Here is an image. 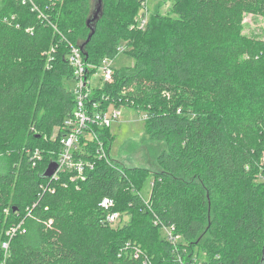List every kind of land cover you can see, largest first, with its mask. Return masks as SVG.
<instances>
[{"label": "trees", "instance_id": "trees-1", "mask_svg": "<svg viewBox=\"0 0 264 264\" xmlns=\"http://www.w3.org/2000/svg\"><path fill=\"white\" fill-rule=\"evenodd\" d=\"M32 1L46 19L30 2L0 0V264H264V40L242 27L245 15L264 16V0H175L145 30L134 27L139 1L103 0L84 60L115 59L125 42L135 66L115 69L92 99L147 113L150 140L166 143L148 198V169L98 160L86 137L75 153L95 162L85 180L44 177L76 107L70 44L87 41L93 7ZM115 2L120 22L109 16ZM97 131L110 154V129ZM111 211L120 222H104ZM173 226L174 244L162 231ZM208 232L219 240L206 248Z\"/></svg>", "mask_w": 264, "mask_h": 264}, {"label": "built area", "instance_id": "built-area-1", "mask_svg": "<svg viewBox=\"0 0 264 264\" xmlns=\"http://www.w3.org/2000/svg\"><path fill=\"white\" fill-rule=\"evenodd\" d=\"M18 1H22V3H32L33 11L37 10L39 12V17L46 19V17L41 13L40 9L34 4L32 0ZM145 18V15H143L141 18L136 19V25L134 27L145 30L148 24V21ZM53 27L55 30H57L55 26ZM127 48L128 47L126 44L120 45L117 49L118 55L120 53H126ZM68 60L70 66L73 69V80L76 84V87L73 90L76 98V107L73 114L65 119L62 126L63 135L60 138L62 150L58 156V160L56 161L58 168L51 179H59L62 173H67L69 174L71 182H74L75 179L85 180L86 171L92 170L95 167V162H92L89 159L77 158L75 156V153L82 148V138L85 139L86 137L88 139V141L84 142L85 150H88L91 142H94L95 147L92 148V151H94L95 157H97L98 160L110 162V154H108L105 144L100 138L97 130L110 129L112 123L118 121L122 117L121 109H123L124 106L112 104L108 107V109L104 110L101 108L100 103L92 99L93 90L105 83H113L116 69L114 67V59L105 57L101 60L98 66L87 64L80 48L70 44ZM92 69H95V71H92ZM98 71L102 73L101 83L98 87H93V78L98 73ZM103 100L107 101L105 98ZM138 111L144 114L145 120L149 119L150 116L147 113L140 110ZM178 112H181V110L179 109ZM54 137L55 139L57 138L56 133L54 134ZM28 154L33 155L31 157L33 166H36L37 163L42 160V154L39 149L35 151L29 150ZM100 207L106 211H110L115 207V201L105 197L100 202ZM120 220L121 214L117 211H111L107 214L104 222L113 224L120 222ZM51 225L52 221H49L48 226ZM20 227L21 225H19L17 228H13L7 233V235L10 238H13ZM174 230V226L163 227L162 229L165 238L173 244L180 238L173 233ZM8 245V242H4L2 244V248L6 253L9 249ZM2 264H6V261H4Z\"/></svg>", "mask_w": 264, "mask_h": 264}, {"label": "rangeland", "instance_id": "rangeland-1", "mask_svg": "<svg viewBox=\"0 0 264 264\" xmlns=\"http://www.w3.org/2000/svg\"><path fill=\"white\" fill-rule=\"evenodd\" d=\"M91 6H94L96 0H89ZM139 1V9L135 16L136 19L145 15V19L149 22L151 18L156 15H169L171 13L172 6L175 0H136ZM115 3L109 5V16L120 22L118 16L119 11L115 9ZM243 34L252 39L264 40V16L262 15H245L243 23ZM123 44H126L125 42ZM129 48H127V51ZM135 66V61L125 53H120L114 59V67L116 69H124L129 67L130 69ZM102 73H98L93 78V87H98L101 83ZM67 87L70 90H74L76 87L75 81L70 80L67 83ZM122 117L112 123L110 127V135L113 138L110 148V158L114 163H118L126 168H145L151 173L146 179L142 195L145 198L150 196L151 183L153 181V175L158 171L157 156L166 150L165 142H157L150 140L147 134L146 120L144 114L140 113L136 109L126 108L121 109ZM52 139H55L53 136ZM2 156V155H0ZM1 159V158H0ZM260 166L264 169V150L261 153ZM3 167V160H0V168ZM7 213V212H6ZM217 213L213 211L208 215V221L205 224V228L209 227L216 221ZM129 218H124L123 222L128 221ZM207 229V230H208ZM217 234V233H216ZM216 234L208 232L202 241V246L206 244L212 245V242L217 243L218 237ZM205 241V242H204ZM201 256L200 259L206 260L205 253L198 252Z\"/></svg>", "mask_w": 264, "mask_h": 264}, {"label": "water", "instance_id": "water-1", "mask_svg": "<svg viewBox=\"0 0 264 264\" xmlns=\"http://www.w3.org/2000/svg\"><path fill=\"white\" fill-rule=\"evenodd\" d=\"M103 6H104L103 0H96V2L94 3L93 9H92L91 14H90L89 18L87 19V23H86L88 28H90L91 33H90L87 41L83 45L80 46V50L82 52H84V47L86 46V44H88L91 41V39L95 33V25L103 15ZM57 168H58L57 162H51L49 164L45 174H44V177L45 178H51L55 174ZM263 261H264V258H263Z\"/></svg>", "mask_w": 264, "mask_h": 264}]
</instances>
